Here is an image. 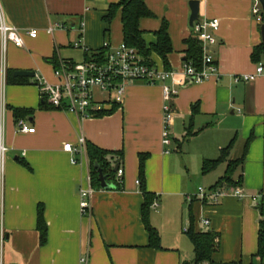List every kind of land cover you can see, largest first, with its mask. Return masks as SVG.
I'll use <instances>...</instances> for the list:
<instances>
[{
    "label": "crops",
    "instance_id": "crops-1",
    "mask_svg": "<svg viewBox=\"0 0 264 264\" xmlns=\"http://www.w3.org/2000/svg\"><path fill=\"white\" fill-rule=\"evenodd\" d=\"M119 1L0 0V24L18 29L24 39L21 48L12 43L3 48L0 35V125L8 148L0 154V264H80L84 254L89 264H192L194 246L184 231L191 222L196 231L219 235L212 261L203 264H260L255 255L264 203V76L234 82L235 76L255 72L252 53L263 43V24L253 16L255 0H145L153 16L140 21L144 40L147 46L155 43V33L168 23L171 69H181L186 41L193 34L191 2L199 4L198 20H220L213 48L220 75L180 90L173 101L170 147L162 142L165 100L160 85L135 82L122 103L104 105L107 115L82 119L51 108L37 84L56 83L55 69L89 59L105 42L112 47L124 42L121 10L109 26L104 21ZM57 25L65 28L47 33ZM31 30H38L37 38L27 34ZM150 59L164 68L157 54ZM16 72L35 76L17 77ZM15 110L22 111L19 120L34 133L18 130ZM188 132L193 135L186 138ZM81 136L102 149L123 152L117 161L124 171L121 188L96 189L91 217L81 215L79 196L90 174L89 159L64 150L66 144L77 145ZM233 139L228 161L241 159L251 139L245 161L233 174L235 180L243 177L236 188L246 197L228 196L218 204L194 199L189 204L187 197L197 194L194 174L202 176L205 190L226 174L228 162L207 174L202 168L205 161L218 159ZM141 156L145 189L159 204L150 222L160 234L161 249L150 247L143 223V183L137 184ZM40 206L47 225L43 245L37 228Z\"/></svg>",
    "mask_w": 264,
    "mask_h": 264
},
{
    "label": "built area",
    "instance_id": "built-area-1",
    "mask_svg": "<svg viewBox=\"0 0 264 264\" xmlns=\"http://www.w3.org/2000/svg\"><path fill=\"white\" fill-rule=\"evenodd\" d=\"M263 8L259 0H255L253 6V16L258 24H263ZM84 24L81 25V30ZM56 28H65L63 25L50 26L48 34H53ZM220 28V20L205 19L195 21L192 29V36L198 39L202 45V67L197 69L191 63L183 62L181 69H165L155 65L150 58L144 57L137 48L127 45L125 42L117 47H112L109 42L103 44L101 52L95 53L89 59L81 63H65L55 69L54 75L56 83L52 84L44 80H38L43 99L49 106L56 110L87 119L102 112L107 103L120 104L123 101L127 88L135 82H143L150 86L160 85L163 88L165 105L162 142L165 147L173 144V121L174 106L173 101L179 95L182 88L187 87L190 81L193 84H200L219 77V65L214 56L213 48L217 45V33ZM31 38H37L38 30H31L27 33ZM1 43L6 48L9 43L21 48L24 46L23 34L16 28L7 26L4 22L0 24ZM81 46V42L76 44ZM85 52L88 48L83 46ZM264 76V63L259 62L256 70L252 74H243L234 77L235 83H247ZM99 95V96H98ZM103 97L104 100L98 99ZM20 132L34 133L35 129L24 120L17 121ZM65 152L73 156L87 155V141L84 136L79 138L77 145L66 144ZM8 151L2 136L0 125V154L3 157ZM169 154L170 151H166ZM77 159H72V164L77 165ZM123 169L118 168L117 182L121 184ZM141 182L138 181L137 184ZM95 189L92 186L91 175L86 179V186L81 184L79 189L81 215L91 217L92 196ZM232 196L239 199L246 197L240 188L222 187L205 190L199 188L195 196H188L187 202L190 204L194 199L201 202L218 204L222 198ZM159 206L157 200L152 204L151 209L155 210ZM210 221L205 220L204 225L209 226ZM188 228H185L186 232ZM4 241V234H0V245ZM80 264H89V256L84 254L80 259Z\"/></svg>",
    "mask_w": 264,
    "mask_h": 264
},
{
    "label": "trees",
    "instance_id": "trees-1",
    "mask_svg": "<svg viewBox=\"0 0 264 264\" xmlns=\"http://www.w3.org/2000/svg\"><path fill=\"white\" fill-rule=\"evenodd\" d=\"M121 10L122 12V24H123V39L124 42L138 49L140 54L144 57L150 58L153 53L157 54L163 61L165 69H171L169 62V55L173 52L171 37L169 34L168 23L164 22L163 26L159 31L155 33L157 41L147 46L144 40V33L140 29V21L143 18L152 17V13L148 9L145 0H120L119 3L110 6L108 11L104 16V21L111 24L115 18L117 12ZM263 25H264V13H263ZM109 28L107 29V32ZM252 59L254 62L259 63L264 59V43L255 47L252 53ZM183 62L191 63L197 69L202 67V45L200 41L193 36H191L186 41V50ZM15 81H18L17 79ZM194 114L196 113V107L193 109ZM22 111L15 110V116L17 120L22 117ZM107 111H102L96 114V116L107 115ZM193 134L187 133L186 138L191 137ZM235 139H233L230 144L222 149L221 156L216 160H207L203 163L202 172L207 174L216 168L219 164L223 162H228V169L226 174L217 182V184L211 189H217L222 187H240L243 182V177L240 176L237 180L233 178L234 171L239 167L246 158L247 150L250 145L251 139L246 143L245 153L243 157L237 161H228L229 153L234 145ZM123 152L108 151L102 149L94 144L87 143V157L90 163V175L92 179L93 188L100 189L101 184L99 181V173L96 169V164H98L104 175L107 177L109 183L116 185L117 190H119L120 184L116 180V175L114 169L118 166V162L122 159ZM118 161V162H117ZM145 157L141 156L140 159V179L143 183V195L144 204L142 208L143 223L145 225L146 231L149 236L150 247L155 249H161V237L158 230L152 226L150 222L151 216V206L155 202V195L149 193L144 186L145 182ZM195 200H193L194 202ZM192 202V203H193ZM261 219L259 222L258 231V250L255 257L259 258L261 263L264 264V203L260 205ZM41 244L46 242L47 225L44 219V208L40 206L38 209V225H37ZM186 235L191 240L194 246L195 259L192 264H203L205 262H211L213 254L218 250L219 247V235L210 231H196L193 223L191 222L190 227L185 232Z\"/></svg>",
    "mask_w": 264,
    "mask_h": 264
},
{
    "label": "water",
    "instance_id": "water-1",
    "mask_svg": "<svg viewBox=\"0 0 264 264\" xmlns=\"http://www.w3.org/2000/svg\"><path fill=\"white\" fill-rule=\"evenodd\" d=\"M261 5H262V8H263V11H264V0H259ZM191 9H192V16H191V19H190V25L193 26L194 22L195 21H198V17H199V4L197 2H191ZM261 32H262V40H263V43H264V25L262 26L261 28ZM15 76L17 77H34L35 74L33 73H30V72H16L15 73ZM193 82L190 81L189 85H192ZM96 169L98 170V173H99V181H100V184H101V188L104 189V190H107V191H115L117 190V187L115 184L113 183H109L107 181V177L104 175L101 167L96 164ZM118 166L115 167L114 171L115 173H117L118 171Z\"/></svg>",
    "mask_w": 264,
    "mask_h": 264
},
{
    "label": "rangeland",
    "instance_id": "rangeland-1",
    "mask_svg": "<svg viewBox=\"0 0 264 264\" xmlns=\"http://www.w3.org/2000/svg\"><path fill=\"white\" fill-rule=\"evenodd\" d=\"M192 181H193L192 182L193 183L192 185L195 188V190L197 191V193H198L199 188L208 189V187H207L208 185H206V184H204L202 182V176H200V175L199 176H195V174H194V178L192 179Z\"/></svg>",
    "mask_w": 264,
    "mask_h": 264
}]
</instances>
